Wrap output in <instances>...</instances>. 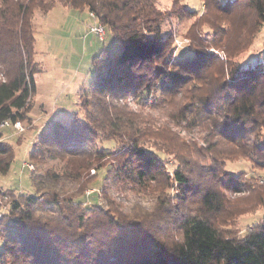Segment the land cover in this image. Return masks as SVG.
Returning a JSON list of instances; mask_svg holds the SVG:
<instances>
[{"label": "trees", "instance_id": "obj_1", "mask_svg": "<svg viewBox=\"0 0 264 264\" xmlns=\"http://www.w3.org/2000/svg\"><path fill=\"white\" fill-rule=\"evenodd\" d=\"M203 1L210 11L223 13V23L242 30L238 50L253 42L264 23V0ZM57 3L94 12L119 44L95 55L81 95L85 117L74 114L70 124L50 121L33 143L36 193L10 192L11 208L0 228V264H264V219L244 237L224 234L214 219L223 204L212 184L216 173L204 172V185L197 189L187 169L191 160L185 166L175 150L180 165L172 174L144 142L153 138L166 146L176 137L178 145L182 138L174 126L193 121L206 132L215 158L243 155L264 164V59L241 66L213 52L174 56V36L164 32L165 13L156 0H0V125L26 119L32 108L41 71L32 18L35 10L47 13ZM211 24L216 38L230 31L217 19ZM149 95L166 106L168 122L142 118L123 102ZM2 130L0 172L7 173L15 150L1 140ZM109 140L122 146H98ZM103 168L99 194L109 199V208L83 206L81 196ZM118 185L153 197V207L130 219L111 197ZM171 188L178 195L170 207L168 201L157 204ZM236 191L242 188L236 185ZM193 197L197 207L184 211Z\"/></svg>", "mask_w": 264, "mask_h": 264}, {"label": "rangeland", "instance_id": "obj_2", "mask_svg": "<svg viewBox=\"0 0 264 264\" xmlns=\"http://www.w3.org/2000/svg\"><path fill=\"white\" fill-rule=\"evenodd\" d=\"M226 1L219 0L220 3ZM156 4L165 13L167 26L164 25V32L170 31L174 36V56L191 54L194 50L213 52L221 59L228 58L239 62L241 66L252 65L264 59V23L253 42L244 49L238 50L240 40L237 39L242 30L236 24L223 23L224 15L218 8L214 7L213 11H210L203 0H177L176 5L174 0H156ZM214 19L230 31L219 33L216 38L211 24ZM32 22L36 37L35 56L41 71L36 74L37 90L32 98V108L26 119H20L24 129L10 126L2 130L1 140L7 141L15 150V158L9 171L0 172V212L5 214H8L11 208L10 192L36 193L32 172L23 166L25 162H30L35 166L34 172L39 169V164L29 157L33 143L49 127L50 121L58 119L70 124L74 114L80 118L85 117L86 111L81 95L91 80V72L96 64L95 55L104 46L116 49L119 44L107 26H105L104 39H100L92 32V27L102 22L97 17H93L88 10L76 11L61 3H57L47 13L35 10ZM216 43H221L230 53L227 54L223 48L216 47ZM1 78H3L2 66H0ZM154 97L153 95L140 99L128 97L123 102L127 103L132 111L141 114L142 118L168 122L169 119L164 115L166 106L163 103L156 104ZM175 108L178 114L181 113V107L175 106ZM184 124L174 126V131L182 138L178 145L176 137L166 146L153 138H146L144 142L162 156L172 174L180 165V160L173 153L175 150L180 151L183 156L181 162L184 161L185 166L191 160L192 164L187 169L191 168L195 181L193 183L197 189L204 185L200 179L204 172L209 176L216 173L217 177L214 175L213 178L216 181H212V184L220 190L223 200L221 212L214 217L216 225L228 236L244 237L264 219L263 162L257 157L243 155L215 158L209 143L205 141L206 132L194 126L193 121ZM154 143H157V147ZM98 146H105L109 150L121 147L122 143L109 140L99 143ZM189 152L196 154L193 159ZM54 164L55 162H50L48 166ZM105 175L106 168H103L87 189V193L81 196L83 206L93 207L98 204L109 208V199H105L102 193L99 194ZM236 185L240 186L242 191H236ZM167 192L169 195L160 196L163 197V201L157 199V204L168 201L170 207L178 192L174 188L168 189ZM111 197L117 200L118 208L128 214L130 219L135 217L138 211L141 213L153 207L150 201L153 197L144 196L136 189H131L130 185L113 187ZM197 205V199L193 197L185 205L184 211L194 209ZM169 234L170 237L173 234L176 236L172 231H169Z\"/></svg>", "mask_w": 264, "mask_h": 264}, {"label": "built area", "instance_id": "obj_3", "mask_svg": "<svg viewBox=\"0 0 264 264\" xmlns=\"http://www.w3.org/2000/svg\"><path fill=\"white\" fill-rule=\"evenodd\" d=\"M93 17H97L94 12H90ZM92 32L96 34L100 39H104L106 28L103 23H97L95 26L92 27ZM13 126L17 129L23 130L24 127L22 126L21 120H17L16 122H12L11 120H6L0 125V129H4L6 127ZM23 166H26L30 171H33L35 169V166L33 163L25 162ZM5 216V212H0V228L3 224V218ZM4 242L3 239H1V244Z\"/></svg>", "mask_w": 264, "mask_h": 264}, {"label": "crops", "instance_id": "obj_4", "mask_svg": "<svg viewBox=\"0 0 264 264\" xmlns=\"http://www.w3.org/2000/svg\"><path fill=\"white\" fill-rule=\"evenodd\" d=\"M68 8V7H67ZM70 9V8H69Z\"/></svg>", "mask_w": 264, "mask_h": 264}]
</instances>
